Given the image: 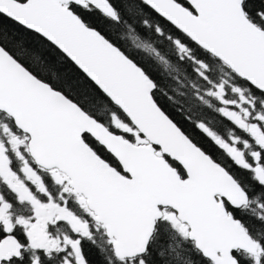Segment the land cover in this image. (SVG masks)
I'll list each match as a JSON object with an SVG mask.
<instances>
[{
    "label": "snow or ice",
    "instance_id": "6c2138e0",
    "mask_svg": "<svg viewBox=\"0 0 264 264\" xmlns=\"http://www.w3.org/2000/svg\"><path fill=\"white\" fill-rule=\"evenodd\" d=\"M0 264H264V0H0Z\"/></svg>",
    "mask_w": 264,
    "mask_h": 264
}]
</instances>
